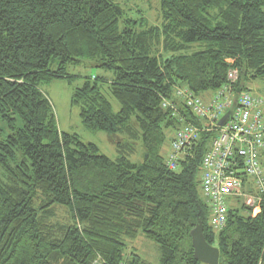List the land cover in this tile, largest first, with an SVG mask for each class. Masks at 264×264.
<instances>
[{
	"label": "trees",
	"instance_id": "1",
	"mask_svg": "<svg viewBox=\"0 0 264 264\" xmlns=\"http://www.w3.org/2000/svg\"><path fill=\"white\" fill-rule=\"evenodd\" d=\"M158 2L160 23L150 24L123 17L117 0H0V123L10 130L0 140V264H152L126 254L138 236L156 244L160 264H204L191 243L198 222L218 264H264V203L254 213L234 196L221 229L210 224L199 165L214 132L202 131L176 169L162 152L170 133L199 123L178 87L200 96L229 84L235 99L264 76V0ZM83 59L112 77L85 78L71 103L86 127L124 136L115 159L60 132L41 88L71 80L66 66Z\"/></svg>",
	"mask_w": 264,
	"mask_h": 264
},
{
	"label": "built area",
	"instance_id": "2",
	"mask_svg": "<svg viewBox=\"0 0 264 264\" xmlns=\"http://www.w3.org/2000/svg\"><path fill=\"white\" fill-rule=\"evenodd\" d=\"M228 78L233 83L236 72H229ZM175 94L191 108L199 123L184 124L175 132L166 151V164L176 169L180 154L202 131L214 132L199 165V178L203 196L209 203L210 224L218 230L226 219L227 196H241L250 206L264 203V172L260 161L264 153L263 99L246 89L233 99L229 84L216 89L208 101L185 87H178ZM227 112L229 116L219 125ZM240 173L250 178L255 194L243 191Z\"/></svg>",
	"mask_w": 264,
	"mask_h": 264
},
{
	"label": "rangeland",
	"instance_id": "3",
	"mask_svg": "<svg viewBox=\"0 0 264 264\" xmlns=\"http://www.w3.org/2000/svg\"><path fill=\"white\" fill-rule=\"evenodd\" d=\"M117 2L123 9V17L138 19L143 15L150 24L160 23V7L158 0H117ZM55 67L56 65L53 64L52 68ZM66 71L74 75L71 80L67 78H54L41 86L53 107L59 131L75 133L79 136L81 141L95 144L101 153L105 154L110 159H115L117 155L115 148L116 142L123 141L124 136L119 133L93 130L86 127L79 116L78 106L71 103L74 90L82 86L85 78H92V76L96 75L97 77L108 79L112 77V72L97 67L92 60L88 59H83L76 64H68L66 66ZM98 82L100 83V81ZM103 85L105 86V84ZM247 88L251 93L260 96L264 101V76L253 78L251 82L247 84ZM210 94H212L211 91H207L202 93L199 97L204 99L207 96L210 97ZM105 95L111 102L113 110L117 111L120 107L119 103L108 94ZM262 108L264 119V102ZM17 124L20 125V122L18 121ZM8 133H10V130L3 123H0V140ZM171 135L170 133L163 146V154H165L168 149L169 141L172 138ZM138 153L139 150L135 155L130 157V161H139L140 157H138ZM261 160L263 162L262 167L264 171V155L261 156ZM1 177L2 173L0 169V178ZM241 199H243V197H241ZM239 202L237 197L234 196H227L225 198V204L227 206H235L238 205ZM256 208H254V212H256ZM57 218L64 221L67 220V212L63 208H57ZM130 249H134L135 252L146 261L152 264H160V255L156 244L145 239L143 236H138L135 241L129 243L126 254L130 253Z\"/></svg>",
	"mask_w": 264,
	"mask_h": 264
},
{
	"label": "water",
	"instance_id": "4",
	"mask_svg": "<svg viewBox=\"0 0 264 264\" xmlns=\"http://www.w3.org/2000/svg\"><path fill=\"white\" fill-rule=\"evenodd\" d=\"M228 116L229 112L225 113L220 118L219 125H222ZM202 232L203 226L200 222L190 232L194 257L204 264H218L219 250L205 241Z\"/></svg>",
	"mask_w": 264,
	"mask_h": 264
},
{
	"label": "crops",
	"instance_id": "5",
	"mask_svg": "<svg viewBox=\"0 0 264 264\" xmlns=\"http://www.w3.org/2000/svg\"><path fill=\"white\" fill-rule=\"evenodd\" d=\"M208 97H209V96H207V97H206V98H204V99H205V100H207V99H208ZM227 207H228V206H227Z\"/></svg>",
	"mask_w": 264,
	"mask_h": 264
},
{
	"label": "bare ground",
	"instance_id": "6",
	"mask_svg": "<svg viewBox=\"0 0 264 264\" xmlns=\"http://www.w3.org/2000/svg\"><path fill=\"white\" fill-rule=\"evenodd\" d=\"M263 154V153H262ZM258 208L255 209V211L257 212ZM255 213V212H254Z\"/></svg>",
	"mask_w": 264,
	"mask_h": 264
}]
</instances>
